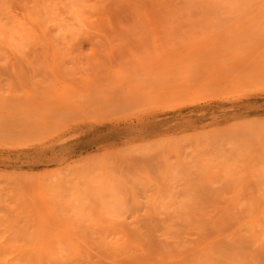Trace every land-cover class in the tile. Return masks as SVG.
I'll use <instances>...</instances> for the list:
<instances>
[{"label": "rangeland", "instance_id": "rangeland-1", "mask_svg": "<svg viewBox=\"0 0 264 264\" xmlns=\"http://www.w3.org/2000/svg\"><path fill=\"white\" fill-rule=\"evenodd\" d=\"M0 264H264V0H0Z\"/></svg>", "mask_w": 264, "mask_h": 264}, {"label": "bare ground", "instance_id": "bare-ground-1", "mask_svg": "<svg viewBox=\"0 0 264 264\" xmlns=\"http://www.w3.org/2000/svg\"><path fill=\"white\" fill-rule=\"evenodd\" d=\"M213 113H217V111H215V112H213ZM215 117H216L215 114H212V116H211V115H208V116L205 118L204 121H206V122H210V121H211L212 119H214ZM204 121H201V123H204ZM5 163H7V162H5ZM7 167L10 168V166L8 165V163H7Z\"/></svg>", "mask_w": 264, "mask_h": 264}]
</instances>
